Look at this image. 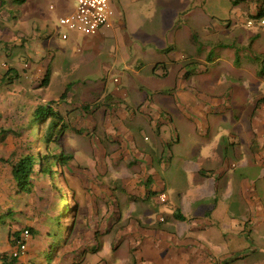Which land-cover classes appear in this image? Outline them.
<instances>
[{"label": "rangeland", "instance_id": "rangeland-1", "mask_svg": "<svg viewBox=\"0 0 264 264\" xmlns=\"http://www.w3.org/2000/svg\"><path fill=\"white\" fill-rule=\"evenodd\" d=\"M68 1L31 0L26 11L34 14V20L24 16L21 4L14 0H5L4 6L0 4V27L5 24L15 33V26L27 31L26 37L18 36L8 43L0 34V131H6L4 139L0 140V157L17 161L21 154L29 151L28 142L35 138L24 130L29 114L38 105L48 103H52L69 126L61 136L60 146L68 155L74 156L68 163L70 171L68 168L64 170L65 175L56 174L54 179L41 175L35 180L33 190L21 197L14 194L17 186L9 163L0 161V213L14 206L17 209L14 214L21 218L18 224L13 215H0V240L8 234H5L7 228L33 227L37 232L31 233L23 260L26 264H31L33 260L45 264L44 252L49 249L52 240L48 232L53 227V219L64 210L61 198L66 195L70 197L71 204H78V216L74 220V214L70 213V218L64 219V234L58 241L60 245L50 264H136V256L141 258L142 250L140 248L138 253L137 245L143 246L142 241L146 237L151 239L155 228L164 230L161 223L166 222L172 213L169 206L175 204L184 209L185 206L179 203L178 193L188 195L189 192L197 197L193 201L194 209L200 210L205 206L207 213L202 218L208 222L197 221L203 231L195 230L191 234L202 241L203 251L217 257L218 261L209 264H223L220 258L224 254L232 256L227 260L229 263L236 257V264H264V142L256 143L257 149L263 143L260 147L263 160L258 164L250 161L249 165H245L248 150L246 133L241 128V134H237L235 130L238 127L232 121H237L240 116L239 124H245L254 110V96L264 95V72H261L264 68L261 64L264 59V26L259 21L248 25L250 14L257 13L261 4L264 8V0H236V3L235 0H111L115 12L112 25L90 37L71 31L60 23V17L70 13H67V8L74 9ZM52 4L54 8H51ZM125 16L128 26L125 25ZM45 19L46 26L43 24ZM63 33H67L69 38L64 39ZM189 37H194V40L189 42ZM27 41H37L34 43L36 49L33 47L34 59L48 52L55 55L48 86L42 85L47 67L42 58L26 67L25 61L32 58L31 51L24 49ZM168 44L174 47L170 56L177 59L179 55H185L184 63L191 61L189 57L192 55L199 60L196 65L201 67L207 64L209 56L213 57L215 63L212 60L208 62L210 73L202 75L200 72L199 77L215 75V70H221L216 76L229 79L225 88L220 89L223 104L214 103L209 99L211 95L205 94L201 99V108L192 110L180 106L182 112L192 114L189 117L179 118L177 106L175 110L169 109L172 112H167L172 114L174 122L172 118H167L169 114L166 112H158L164 102L174 98L168 93L165 95L169 97L156 95L159 90L167 91L175 85L174 75L163 77L154 72L157 62L168 58L167 53L159 50ZM226 52L229 59L234 56L236 63H244L242 75L240 66L235 68V73L246 79L230 78L223 63H216V53ZM254 52L261 53L257 58L259 61L256 59L247 63L245 55H253ZM141 62L144 66L139 69ZM10 66L17 68L21 76L14 80L7 78L3 83L1 77ZM157 71L162 73V69ZM191 82L197 80L192 78ZM68 85H71L70 92L66 99H61ZM151 93L155 98L152 99ZM148 95L150 98L144 102ZM217 109L227 110L225 117H206L205 112ZM122 114L125 115L123 120L115 117ZM200 118L204 126L213 127L214 133L203 135L201 132L196 136L189 131L195 129V122ZM156 123L162 126L160 137ZM171 134H179L182 138L175 147L176 160L174 158L169 163L171 171L165 174V192L170 202H161L155 195L148 199L144 192L125 194L120 189L117 194L121 197L120 201H108L104 192L98 215L86 214L77 171L90 165L92 150L95 163L91 166L95 168V178L104 181L105 186L109 183L115 185L118 180L113 175L114 171L122 170V176H127L126 167H118L110 158L121 136L125 141L134 143L144 156L148 153L147 146L171 142ZM222 143L223 148L219 147ZM223 149L228 150L225 163L224 155L216 156ZM169 150L170 144H166L164 151L167 154L162 163L170 161ZM196 152L194 159L204 156L202 163L206 168L220 169L218 186L215 187L218 194L214 195L213 190V196L201 194L193 176L184 170L186 159H191ZM213 152L215 156L212 157ZM159 153L160 150L156 152L157 156ZM161 167H165L163 173L168 172V167ZM129 172L135 173L137 187L147 185L140 181L146 176L141 166L131 167ZM117 204L121 207L120 211L126 213L123 218L116 220L118 214L115 213L106 226L95 232V236H89L93 233L89 230L83 231L89 226L88 217L90 225L96 226L97 221L101 223L108 217L104 213L106 209L110 210L112 205ZM74 221L77 228L71 231ZM170 223L172 221L163 224L170 227ZM185 227L183 224L182 228ZM179 231L182 232V229ZM4 244L0 249L12 255L10 242L4 241ZM50 249L53 256L54 247ZM13 264H20V261L15 260Z\"/></svg>", "mask_w": 264, "mask_h": 264}, {"label": "crops", "instance_id": "crops-1", "mask_svg": "<svg viewBox=\"0 0 264 264\" xmlns=\"http://www.w3.org/2000/svg\"><path fill=\"white\" fill-rule=\"evenodd\" d=\"M68 2L71 3V6H75L72 0H69ZM30 5H31V0H26L20 6L21 11L25 12L24 16L26 15L27 17H31V19L34 20V18H36L34 14L26 11V8ZM73 10L74 9L70 10L69 8H67V13L72 12ZM174 20H176V18ZM125 21H126L125 25L128 26L127 16H125ZM46 22L47 20L45 19V21L43 22L44 26L48 25V23ZM15 27L17 29V33L12 31L5 24H3L2 27H0L1 29L0 34H2L5 37L4 38L5 42L7 43L11 42L15 40L16 37L18 36L26 37L27 31L24 28L17 27V26ZM86 37H90V36H86ZM188 39L190 42L191 39L194 40V37H189ZM18 42H20V40ZM35 42L27 41L25 43L26 45L24 48L25 51H28V52L31 51L32 53L31 60L25 61L26 67L29 66V64L32 66L34 64V61H39L40 58H42L41 60L44 61V64H47L46 70L49 67V65H51V68H52L53 66L52 60L54 59V56H55L53 53L48 52L47 54L43 56L42 55L37 56L39 57V59H34L36 58V56L35 57L33 56L34 48L36 47L34 44ZM159 50L167 53L168 58H166V60L157 62L155 66L156 69L154 70V72H157L158 74L163 75V77H168L170 74L174 75L175 85H173L172 87H169L167 91L159 90L157 92L156 94L157 97H162V98L169 97L165 95L167 93L174 97V98H170L169 102L167 103L164 102L161 105V108L158 112H163V113L172 112V111H169V109L175 110V107L177 106L178 110L180 111V114L178 115L179 118L184 117V116L189 117L192 114L187 115L186 112H182V110L180 109V106L186 107V108L190 107V109L192 110L193 109L196 110L198 109V107L201 108L202 106V104H200L201 99L205 96V94L211 95L209 99H211L214 103L223 104L224 101H222V98H221L223 93L220 91V89L225 88V86L229 83V79L223 80V79H220V77L216 76V74H218L221 70H218L217 72L215 70V75L213 74L214 76L209 75L207 77H202V78L199 77L200 72H202V75L205 73H210L211 66L208 64V62L209 60L214 61L213 57L209 56V58H207V64H202L201 67L202 66L204 67L200 70L201 67L196 65L199 63V60L196 59L192 55L189 57V59H192V60L186 61L187 63L186 62L184 63L183 61V59L185 58V55L184 56L179 55L177 59H173L170 56L171 54L170 52L174 50V47L172 45L168 44L164 48H160ZM249 53L245 55V60L247 61V63L252 60H256L260 52H254L255 56H253L254 54L252 55ZM216 56H217L216 63L217 64L223 63V66L224 68L227 69V74L229 75L230 78L238 79V80L246 79L245 77L239 76L235 73V68L237 66H240V71L242 75V72L245 68L243 62L236 63L234 56H233V59H229L227 52L225 54L216 53ZM259 56H261V53ZM49 58H50V61H49ZM257 61H259V59H257ZM185 64H187V66ZM228 64H229V67H228ZM183 65H185V67ZM193 65H196V66H193ZM143 66H144V63L141 62V68L139 69H142ZM171 68H174L173 74L171 73ZM157 69L159 70L162 69V73H159ZM192 78L196 79L197 82L189 83V80ZM186 79L187 81H185ZM236 84H238V82ZM151 94H153L152 99L155 98L154 93H151ZM198 96L200 97H199V100L197 101ZM263 96L259 94H256L254 96V110L252 111L251 116L247 117L245 124L243 125L239 124L240 116L237 117V121L234 119L232 120L235 124V127L236 126L238 127L237 130H235L237 134L239 132L241 134V128L246 133L248 150L245 156L246 158L245 165H249L250 161H255V163L258 164V161L263 160V156L261 154H263L264 152L262 151L263 153H261V150H260V147L261 145H263V143H261L258 146V149L256 146V143H258L259 141L264 142V101H260V102L258 101ZM149 98L150 96L148 95L143 101L147 102ZM257 101L259 103H257ZM148 106H147V109H148ZM226 111L227 110H222V109L210 110L209 112H205V115L206 117L210 115H214V117L216 118H221V117H225ZM167 114H169L167 118L168 119L172 118V121L174 122L172 114L171 113H167ZM124 116L125 115L122 114V116L118 115L115 117H119V119L123 120ZM161 117L167 120L166 117L162 115ZM150 118L153 120V117H150ZM165 120H163L162 122H164ZM218 121L221 123L220 120ZM156 124H157V133H158V136L160 137L162 126H160L159 123H156ZM195 125H196L195 129L189 130V131H191L192 134H195L196 136H199L201 132H203L202 133L203 135H210L211 133H214L213 127L211 125H209L208 127L204 126L203 123L201 122V118L195 122ZM199 127H201V129H199ZM173 128L179 130V128L176 125H173ZM236 133H234V136L236 137L238 141V136H236L237 135ZM181 138L182 137L179 134L177 136H174L173 134H171L172 143L170 141L165 143L164 141L162 144L158 143V144H154L151 146H147L146 150L148 151V153L146 155L144 154L143 156L142 153L139 152L134 147V143L130 142L131 147L128 148V144H130L129 141L128 142L125 141L124 137L121 136V141H119V143L116 144L117 149L113 150L114 152H112V154L110 155V158L112 162H115L118 167H123V166L126 167L127 176L126 177L122 176L123 174L122 170L121 171L119 170V172L114 171V174L113 173L112 174L118 180L115 185L114 184L111 185L110 183L108 184L106 182V184L108 185L105 186L104 181H101L95 178L93 174V172L95 171V168L94 166H91V164L95 163L94 154H93L94 150H92V154L90 155L93 157V159L90 161L89 163L90 165L83 166V169L79 168V170L77 171L78 182L80 185L79 189H82L83 191L81 197L83 198V206L86 209V214H89L90 216L93 214L98 215V213L100 212L98 207H100V201L102 199L101 196L104 194V192L106 195L105 198L108 201L110 199L111 200L115 199L116 202L120 201V198H121L120 196L117 195L120 189L125 191V194L128 193L131 195H136L137 193L144 192L146 194V198L148 199H150V197L153 195L159 196L160 193L165 192V187H166L165 181L167 179L165 174L171 171L169 163H171V161L174 158L176 160V156H178L175 153V147H177V142L178 143L181 142ZM166 144H170V150H169L171 154V155L169 154L170 161H168V163L167 162L162 163L163 162L162 159L164 158L165 154H167V151H164V146ZM219 147L223 148V143L219 144ZM159 150L161 151V153L163 152L162 156H161V153H159L157 156L156 152H158ZM227 151L228 150L224 151L223 149L217 152L216 154L217 157L219 155L220 156L224 155V163L226 162L228 158ZM195 155H197V152L191 157V159H186V163L183 165L184 170H188V172H190V174L193 176V179L195 180V182H197L195 185L196 187H198V190L201 191V194L202 193L211 194V190L214 191V195L218 194L219 192L215 190L216 189L215 187L218 186L217 182L220 177V169L206 168L207 166L204 163H202V161H204L205 159L204 156L197 159L199 161L198 163L197 160L194 159ZM213 156H215L214 152L212 153V157ZM159 161H161V163ZM133 164H136V165H133ZM163 165L169 168L168 172L163 173V169H165V167H161ZM137 166H141L143 168L144 174H146L145 178H143L140 181L144 182L145 184H148L140 188L136 186L137 182L135 181V177H134L135 173L129 172L131 167H137ZM216 166H220V165H216ZM79 167H80V164H79ZM154 192H157V193H154ZM187 194L188 195H183L182 192L178 193L179 200H180L179 203L185 206L184 209L181 206H177L175 204H172L169 206L172 213L167 217L166 222L172 221V223H170L171 226L167 227L163 224L166 222H163L161 223V225L164 230L158 231L157 228L153 227V229L155 228L154 229L155 234L154 235L151 234V239L149 237H146L142 241L143 246L141 245L139 247L137 245L138 247L137 252L139 253L140 248H142V250H141V258H139V256H136L137 258L136 264H209V263L218 261L216 256L208 255L207 251L206 252L203 251L202 241L197 237V235L193 237V235L191 234V232L192 231L194 232L195 230L203 231V229L201 228V225H199L197 221L205 220L208 222V220L202 218V215L204 214L207 215V213H205L206 211H204L205 206L201 208L200 210L199 209L195 210L193 207V201L197 197L189 192ZM212 194L210 196H213ZM199 197L201 198L200 195ZM167 200L168 201L166 202H170L169 199ZM120 209L121 207L119 205L118 206L112 205L110 210L109 208L106 209L104 213H107L108 217H106L101 223L97 221L96 226L90 225L91 219L90 217H88L87 223L89 226L86 228L83 227L84 228L83 231L89 230L90 232H93L92 234H89V236L91 235L95 236L96 235L95 232L101 230V228L106 226L109 218L112 217L115 213L118 214L116 220H120L121 218H123V216L126 213L125 211L123 212V210L120 211ZM16 211L17 209L13 207V212H10L8 214L13 215L16 218L15 221L18 224H20L21 218L16 216V214H14ZM177 211H180L181 214H183L186 217V220L177 219L175 217V213ZM6 212L7 210L0 213V215L4 213L6 214ZM83 222H84V219L82 223ZM183 224L186 225L185 228H182ZM180 228L182 229V232L179 231ZM14 229L15 227H11L10 229L7 228V232H5V234L6 233L8 234L5 236V239L0 240V246H4L5 245L4 241H5V243L10 242V247L14 248V245L11 243L10 238H9L10 231H15ZM2 254H4V252L3 250L0 249V257ZM229 256L230 255L224 254V256L220 258L223 264H225L228 259L232 258V256L230 257ZM237 261H233L227 264H236L235 262ZM1 262L2 260L0 258V264Z\"/></svg>", "mask_w": 264, "mask_h": 264}, {"label": "trees", "instance_id": "trees-1", "mask_svg": "<svg viewBox=\"0 0 264 264\" xmlns=\"http://www.w3.org/2000/svg\"><path fill=\"white\" fill-rule=\"evenodd\" d=\"M25 1L26 0H14L15 3L20 4L24 3ZM236 2L237 1L235 0V3ZM4 3L5 0H0V4L2 6ZM262 16H264V8L261 4L258 12L251 13L249 18L253 20H259V18H261ZM261 64L264 66V59L261 60ZM51 69V65H49L46 70L45 76L42 79L43 86H48L50 84ZM263 69L261 70L262 73L264 72ZM20 76V71H18L17 68L10 66L1 77V80L4 83L7 78H12V80H14L19 79ZM70 87L71 85L67 86L65 91L61 94V99L67 98V95L70 92ZM258 101H264V97H262ZM68 129L69 126L68 124H65L63 122L62 114L59 111L55 110L52 103L40 104L34 109L33 112L29 114L28 124L25 126L24 130L28 131L30 136L35 135V138L28 142L29 151L21 154L17 161H11L9 160V158H5L3 156L0 157L1 162L9 163L11 167V173L17 186L14 194L21 197L23 193L32 191L35 187V180L41 175L49 176L51 179H54L56 174H60L62 176L65 175L64 170L66 171L67 168L70 171L68 163L74 156L71 154L68 155L67 152L64 151L60 146L61 136L64 134V131H67ZM5 132L6 131L4 129H1L0 135L2 136H0V140L4 139L3 133ZM37 145L38 147H35ZM38 149L41 150L38 151ZM61 193L63 192H60V194ZM61 203V205L64 206V210L61 214H59L58 217L53 219V227L48 232L52 240L50 242L51 244L49 246V249L45 250L44 252V257L46 260L45 264L51 263L55 252H57V249L60 245L58 241L63 237L64 234V219L70 218V213L74 214L72 216L74 220L78 216V204H71L69 196H62ZM13 207L14 206L10 207V211H7L6 214L13 212ZM66 215L68 216L66 217ZM175 217L180 220H186V217L181 214L180 211H177L175 213ZM72 226L73 227L71 228V231L77 228L76 221L73 222ZM26 228H28L32 234L37 232V230H35L33 227H22L18 230L10 231L9 238L13 245L16 244L17 240H20V238H22V234ZM54 242L56 246L55 244H53ZM53 247L54 253L53 256H51L50 248ZM0 258L2 260V264H13L15 260H17L13 257V255L9 253L2 254ZM236 259L237 258H235L233 261H235ZM227 263L229 262H226L225 264ZM31 264L40 263L36 262V260H33Z\"/></svg>", "mask_w": 264, "mask_h": 264}, {"label": "built area", "instance_id": "built-area-1", "mask_svg": "<svg viewBox=\"0 0 264 264\" xmlns=\"http://www.w3.org/2000/svg\"><path fill=\"white\" fill-rule=\"evenodd\" d=\"M75 4L74 10L69 14L60 17V23L71 31H78L85 36L98 34L103 28L112 25L114 17V9L111 0H72ZM54 8V5H51ZM255 21H259L264 26V16L259 20L250 19L248 25L252 26ZM62 37L68 39L67 33H63ZM118 81V80H116ZM161 202H166L168 197L165 192L159 195ZM163 220V218H162ZM31 232L26 228L22 234V238L17 240L14 245L12 255L20 261V264H26L23 260L24 255L28 251L29 238ZM23 260V261H22Z\"/></svg>", "mask_w": 264, "mask_h": 264}]
</instances>
